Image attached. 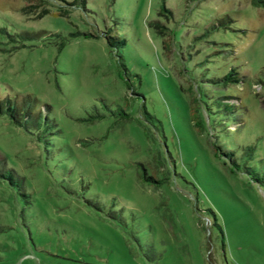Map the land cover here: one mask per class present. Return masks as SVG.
Masks as SVG:
<instances>
[{
	"label": "rangeland",
	"instance_id": "rangeland-1",
	"mask_svg": "<svg viewBox=\"0 0 264 264\" xmlns=\"http://www.w3.org/2000/svg\"><path fill=\"white\" fill-rule=\"evenodd\" d=\"M67 2L0 0V264H264V8Z\"/></svg>",
	"mask_w": 264,
	"mask_h": 264
},
{
	"label": "trees",
	"instance_id": "trees-1",
	"mask_svg": "<svg viewBox=\"0 0 264 264\" xmlns=\"http://www.w3.org/2000/svg\"><path fill=\"white\" fill-rule=\"evenodd\" d=\"M44 1V0H39ZM64 2H67V0H61ZM87 0H73L71 2H67L69 4H81L85 6ZM252 4L256 7L264 8V0H251ZM163 9H165L168 12H171L169 8H167L165 5H163ZM112 37L108 36V40L111 41ZM226 77H229L231 80L234 79L233 74H227ZM0 112L1 113H7L10 115V117L15 121L20 123L21 117L25 118H31L35 124L39 123V115L34 114L31 109L25 108L21 110L19 106L15 103H12V100L10 97L0 98Z\"/></svg>",
	"mask_w": 264,
	"mask_h": 264
}]
</instances>
